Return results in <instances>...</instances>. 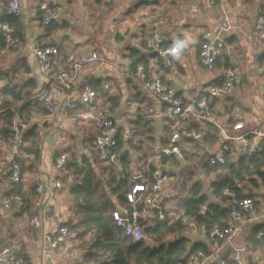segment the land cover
Instances as JSON below:
<instances>
[{"label":"crops","instance_id":"obj_1","mask_svg":"<svg viewBox=\"0 0 264 264\" xmlns=\"http://www.w3.org/2000/svg\"><path fill=\"white\" fill-rule=\"evenodd\" d=\"M8 1L0 0V20L7 15ZM40 1L19 0L21 16L10 17L14 20L10 23L13 34L21 38L22 46L2 52L3 45L0 42V87L5 84L15 85V89L26 95L27 91L32 94L48 88L51 81L57 84L53 91V112L49 113L42 107V110L24 109L20 114L21 118L26 119L28 127L35 125V130L32 135H26L17 154L22 167L21 180L17 183L10 178L12 156L8 144L0 137V246L21 250L30 264H87L82 260L80 241L74 238L73 233L65 243H61L52 258L42 262L39 253L41 233L53 231L71 215L67 205L71 202L67 186L72 182L73 174L67 168L64 172L54 169L56 156L62 151H68L69 159L72 157L74 163L81 165L88 161L99 173L98 163L94 161L93 140L96 129L90 121L81 117V108L70 110L65 106L68 100L78 95L83 79L96 86V106L109 108L117 118L116 137L122 139L119 150L120 153H128L126 169L133 174L135 183L148 182L146 172L149 163L138 159L139 150L132 149L127 138L133 127L149 130L141 134L140 138L147 139L157 153L167 138V122L158 114L160 104L134 78L132 71L136 63L145 66L149 77L171 84L177 94L186 100L197 97L211 82L219 81L223 74V63L228 62L236 68L238 79L230 93L211 101L217 125L229 136L227 141L222 139L215 124H199L189 120L187 125L195 126L201 132L200 138H187L182 142L184 153L192 156V159H187L185 154L183 160L170 158L161 162L170 176L161 194L160 206L163 211L169 213L172 200L178 205L189 196V192L181 194V185L185 180L183 170L186 169L188 173L192 172L190 186L195 181L201 182L202 191L208 196L209 202L225 206L224 201L212 195L211 176L207 175L206 169L210 164V155L223 143L227 145L225 159L233 162L240 154V137L243 133L254 127L264 129V46L259 49L253 46L254 19L264 13V0L224 2L233 26L222 35L224 51L213 69L198 61V50L202 35L218 30L221 11L216 4L203 8L196 0H57L62 6L61 18L45 26L41 22ZM160 30L168 34L174 50L171 67L163 65L161 59L149 48L152 33ZM35 43L56 45L59 48L60 65L55 68L54 74L60 70L71 72L69 74L74 75L72 88H62L53 77L39 71L32 52ZM90 50L104 55L105 63L86 64L74 71L65 62L66 55L79 56ZM21 102L22 99L16 100L0 91V127L4 126L9 115L7 109L13 111ZM151 107L155 113L149 112ZM140 119L147 120V126H134L133 122ZM202 151H207L208 158L198 166L197 159ZM101 163V167L107 165ZM196 164L197 169L194 166ZM55 179H59L62 185L43 205V226L33 228L28 219L38 209L34 203L35 184L41 181L50 183ZM262 179L254 173L238 184L239 191L248 195L243 197H249L253 202L251 210L245 213L243 229L233 239L235 246L251 242V247L242 252L243 264H264ZM17 188L21 202L4 207L3 199ZM171 217L175 219L177 214ZM178 218L182 220L184 228L193 220L189 225L193 235L184 232L180 234L187 238L186 250L193 243H202L206 252H212L204 264H217V258L229 252L227 244L220 243L215 248L205 235L204 227L193 218L182 215ZM152 219L154 216L143 221ZM261 229L263 234L257 238Z\"/></svg>","mask_w":264,"mask_h":264},{"label":"built area","instance_id":"obj_2","mask_svg":"<svg viewBox=\"0 0 264 264\" xmlns=\"http://www.w3.org/2000/svg\"><path fill=\"white\" fill-rule=\"evenodd\" d=\"M142 1L150 2L151 0ZM196 1L203 8L216 4L221 11L217 32H205L202 35L198 50V61L207 68L213 69L217 60L223 54L225 42L222 35L231 30L233 26L232 19L224 4L226 0ZM39 10L43 25L58 21L62 15V6L57 0H41ZM7 13L15 17L21 16L19 0H9L7 2ZM0 32L4 37L2 52L13 47L22 46V40L19 36L13 34L10 22L0 21ZM253 46L255 49L264 46V13L258 14L254 19ZM149 48L161 59L163 65L166 67L172 66L174 51L170 45L169 36L165 31L160 30L152 33L149 40ZM32 52L42 74L53 77L64 89L72 88L74 75H70L69 73L71 72L60 70L54 74L55 68L60 65V51L56 45L35 43L32 46ZM65 62L75 71V69L86 64L105 63V57L96 50H90L79 56L66 55ZM132 74L141 88L151 93L160 104L161 109L158 114L162 115L167 122V138L159 146L155 154L154 164L147 167L146 177L148 182L134 183L130 192L126 194L127 201L131 205L130 210L117 208L112 211V218L115 224L123 227L125 235L133 240H138L143 237V225L141 223L143 220L151 216L157 219L164 218L160 200L162 191L169 183L170 176L165 169H161L163 167L161 166L162 160L170 158L183 160L185 155L182 142L187 138L197 139L201 136L200 130L195 126L187 125V122L193 120L199 124L205 122L213 123L217 126L224 141L229 138L225 131L217 125V116L211 107V101L214 98L223 97L230 93L238 79V72L231 64L223 66V74L219 81L211 82L201 94L187 100L182 99L171 84L163 82L159 78L149 77L142 63L135 64ZM56 88L57 84L51 81L49 87L40 91L38 95V100L41 101L42 106L49 113L54 110L53 91ZM96 96L97 92L92 83L86 81L78 91V95L68 100L65 106L70 110L81 108V117L90 121L96 129L93 145L98 159L107 165L121 168L120 150L118 149L116 138L117 118L109 108L96 106ZM149 112L155 113L154 108H149ZM26 126L27 123L22 120L19 123L14 122L15 132L11 136L1 138L2 141L8 144L12 156L10 178L14 183L21 180L22 167L15 160V156L18 154L21 131ZM240 139V155L252 156L264 148V129L259 127L249 129L243 133ZM226 150L227 145L223 143L210 155L209 163H224ZM69 158L70 154L68 151L60 152L54 159V169L64 172ZM61 185L59 179H55L50 183L41 181L35 184L33 189L36 197L34 203L38 209L28 219L31 227L41 228L43 226V205ZM221 194L226 197L228 218L223 225L214 223L209 229L203 228V230L215 248L220 243L227 244L230 248L227 254L217 258V264H243L242 252L251 247V242L235 246L233 245V239L243 229L246 222L245 213L251 210L253 202L249 197H240L236 190L227 186L222 188ZM142 196L143 201L140 206H137ZM21 200L20 194L10 193L3 199L2 203L4 207H9L11 203H20ZM155 206H157L156 214L153 213ZM71 234L72 232L66 225H59L53 231L42 232L39 239L40 260L44 262L52 258L61 243H65ZM262 234L263 230L261 229L257 233V238H260ZM74 253L77 252L74 251ZM210 253L212 254V252L208 253L202 249L196 251L186 250L178 258L176 264H204ZM0 264L30 263L25 257L13 253L10 248L0 246Z\"/></svg>","mask_w":264,"mask_h":264},{"label":"trees","instance_id":"obj_3","mask_svg":"<svg viewBox=\"0 0 264 264\" xmlns=\"http://www.w3.org/2000/svg\"><path fill=\"white\" fill-rule=\"evenodd\" d=\"M41 15V14H40ZM5 18L0 21H8L13 23L15 17L7 13ZM47 26V25H45ZM1 46L4 44V37L0 32ZM221 58V57H220ZM224 66L229 65L228 62L223 63ZM96 88L95 84H92ZM41 89L40 91H42ZM96 90V89H95ZM0 91L4 94L13 96L16 100L22 102L13 111L7 109L9 115L6 117L4 126L0 127V137L11 136L14 132V122L19 123L20 120L27 123L26 119L21 118V112L26 110H42L41 101L38 100L40 91L35 93L21 94L20 90L15 89V85L5 84L0 87ZM14 108V107H13ZM20 110V111H19ZM17 114V115H16ZM147 120L140 119L133 122L134 126H147ZM35 125H30L21 131V139L18 145V152L22 146V141L26 135H32ZM149 130H137L136 127L131 129V135L127 138L128 144L132 149L138 152V159H144V153L141 152L140 143L141 134H145ZM118 138V149L121 146V138ZM38 149V148H36ZM121 166L118 169L113 165L99 166L100 160L95 152L94 161L97 162L99 173L88 161H84L78 165L68 160L66 168L73 174L72 182L67 186L71 205L69 210L71 215L62 222L73 233L74 238L82 244V260L89 264H176L186 252L185 236L180 235L184 224L178 218L182 216L193 218L194 221L209 229L214 223L225 224L228 218V210L226 205L221 206L219 203L209 202L208 196L202 191V184L199 181L191 183L189 188V196L181 200L176 205L175 213L177 218L173 219L168 212L164 210V218L154 219L150 221H142L143 237L133 240L125 235L122 226L115 224L112 218V211L117 207L130 210L131 205L127 201L126 194L130 192L135 183L132 173L126 167L125 162L128 160V153L124 151L119 155ZM15 160L19 163L17 155ZM164 161V159L162 160ZM103 163V162H102ZM20 164V163H19ZM11 166V165H10ZM264 148L259 153L246 157L240 155L230 162L225 159L224 163L209 164L206 169L207 175L211 176L210 187L212 195L226 203V197L221 194L223 187H230L238 191L240 197L248 196L239 191L238 184L252 174L260 175L264 184ZM19 192V188L12 193ZM9 195V194H8ZM116 199V202L114 201ZM143 201L140 199L137 206ZM72 219V220H70ZM174 234H179L174 238H169ZM87 236L89 238L86 240ZM205 249L202 243H193L189 251ZM13 253L25 257L21 250L10 249ZM26 258V257H25Z\"/></svg>","mask_w":264,"mask_h":264},{"label":"rangeland","instance_id":"obj_4","mask_svg":"<svg viewBox=\"0 0 264 264\" xmlns=\"http://www.w3.org/2000/svg\"><path fill=\"white\" fill-rule=\"evenodd\" d=\"M150 144L151 143H149V141L147 139H144V138H142V142L140 143V145L142 147L141 152L144 153V157H143L144 158V161L146 163H149V165L151 166V165L154 164V159H155V154L156 153H155V150L153 148H151ZM185 154L186 153H184V155ZM207 156H208L207 151L206 152L202 151V153H199V158L197 159L198 166H199L200 163H201V165L203 164V162L205 161V159L208 158ZM186 158L187 159H192V156H190L189 154H186ZM197 164L194 165L196 167V169L198 168L197 167ZM103 165H105V164H103ZM186 170H183L185 172L183 174V179H185V180H184V183H182V185H181V194H187L189 192V186H190V179L189 178L192 176V172L190 171L188 173L189 170L188 171H186ZM205 186L208 188L207 182L205 183ZM176 203H175L174 200H172V207L170 208V211H169L168 215H170V216H173V215L175 216L176 215V213L174 211L175 210V207H176ZM67 205L70 206L71 205V202H69ZM192 221L188 222V226H185V228L183 229L182 232H184V233H186L188 235H193L191 233L190 227H189V225H190V223ZM87 237L89 238V236H87ZM193 237H195V236H191V238H193ZM79 246H82V244L79 243ZM82 252L83 251L81 249V255H82Z\"/></svg>","mask_w":264,"mask_h":264},{"label":"water","instance_id":"obj_5","mask_svg":"<svg viewBox=\"0 0 264 264\" xmlns=\"http://www.w3.org/2000/svg\"><path fill=\"white\" fill-rule=\"evenodd\" d=\"M82 83H84V79L81 81V84H82ZM161 169L163 170L164 168L161 167ZM156 212H157V206H155V207L153 208V213L156 214Z\"/></svg>","mask_w":264,"mask_h":264},{"label":"clouds","instance_id":"obj_6","mask_svg":"<svg viewBox=\"0 0 264 264\" xmlns=\"http://www.w3.org/2000/svg\"><path fill=\"white\" fill-rule=\"evenodd\" d=\"M174 51V50H173Z\"/></svg>","mask_w":264,"mask_h":264}]
</instances>
